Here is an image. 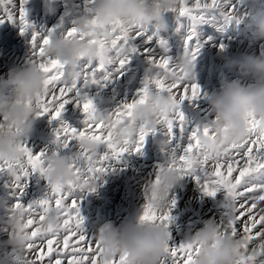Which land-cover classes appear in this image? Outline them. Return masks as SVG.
I'll use <instances>...</instances> for the list:
<instances>
[{
  "label": "snow or ice",
  "instance_id": "obj_1",
  "mask_svg": "<svg viewBox=\"0 0 264 264\" xmlns=\"http://www.w3.org/2000/svg\"><path fill=\"white\" fill-rule=\"evenodd\" d=\"M27 2L28 0H18L17 18L16 0H0V6H3L0 23L15 20L21 25L23 34V29L27 26L24 7ZM225 2L226 0H178L177 6L170 9L178 19L187 21L184 53L190 55L193 61L201 47L200 26L220 23L212 13ZM88 3L94 5L95 0H88ZM234 12V7L225 8L221 13L222 22L226 24L235 21L239 24L241 21L233 15ZM89 26L91 30L86 33L71 28L63 38L95 44L103 52L108 45L102 39H90L99 27L94 10L89 18ZM111 30L112 51L108 58L98 62L80 59L74 65L75 75L70 82L65 80V66L46 53L52 40L51 34L32 36V52L28 63L36 66L42 73L43 87L28 106L34 109L36 119L47 117L49 123L57 122L53 143L58 150L76 148V151L74 155L67 156L71 161L69 167L74 180L66 184L47 183L43 197L28 204L22 201L28 186L27 179L33 174L45 178L47 168L44 161L50 155L48 150L33 152L24 138L18 148L17 160L0 161V176L11 178V182L5 183L4 187L15 193L14 202L10 206L7 202H0V208L4 211L10 207L19 209L26 217L24 234L28 237V242L19 256L20 264H126V253H114L110 260L103 261L104 250L99 241L95 236L88 235L83 228V218L80 215L83 197L78 198L76 193H85L78 186L96 183L108 171L107 161L129 151L140 152L145 138L149 134L154 135L158 126L163 128L169 143L173 139L177 143L170 153L168 165L158 167L152 183L159 182L160 172L171 170L179 174V179L192 177L207 197H215L218 192L223 191L230 202L229 211L225 219L217 224L218 232L213 247L226 238L239 240L241 243L235 249V264H264V191L252 196L250 194L257 191V186L249 184V178L264 173V130L258 120L255 117L249 118L244 137L235 143L222 144L221 150L214 155L201 148L200 140L201 137L216 139L217 120L211 126L193 129L182 144L181 141L185 140V128L179 111L180 105L184 101L198 99L201 90L195 83L183 78L175 62L166 55L168 49L165 41L157 39L156 43L163 49L164 55L150 54L152 50L147 47L143 50L148 63L155 70L154 73L146 74L142 88L131 102L123 103L108 114L109 123L106 125L103 119H98L100 115L86 90L90 85L110 81L113 73L124 75L122 69L129 63L130 54L137 53L133 42L143 40L148 45L155 38V34L149 35L147 29L128 28L118 20L113 22ZM121 47L127 50L126 55L114 56L112 53ZM113 64L116 67L109 71ZM152 95L168 97L172 102V111L163 118L139 125L133 136L118 141L114 130L124 126L133 110L146 103L147 98ZM68 104H73L84 117L80 129L71 127L61 119ZM5 131L16 134L18 129L0 121V135ZM85 141L103 146L104 153L97 152L95 156H91L78 148V142ZM51 154L59 156L58 151ZM175 203V199H172L165 208L157 209L145 196L138 221L141 224H159L167 230L169 214ZM52 209L56 212V225L45 229L42 225ZM167 236L159 264H196L199 244L188 239L176 244L172 242L168 231ZM26 253L31 254L32 258H28Z\"/></svg>",
  "mask_w": 264,
  "mask_h": 264
},
{
  "label": "rangeland",
  "instance_id": "obj_2",
  "mask_svg": "<svg viewBox=\"0 0 264 264\" xmlns=\"http://www.w3.org/2000/svg\"><path fill=\"white\" fill-rule=\"evenodd\" d=\"M16 5L18 18V0ZM94 6L95 4H89L88 0H28L24 6L27 26L23 29V34L21 25L15 20L0 23V100L10 101L13 97V89L7 83L10 73L29 65L33 34L40 37L51 34V39L61 38L72 28L73 21L78 17L86 15L90 18ZM254 6L264 8V0H259L255 4L253 0H226L220 9L212 13L220 23L200 26L201 47L193 61L194 79L190 83H195L201 91L198 99L184 101L180 105L179 111L183 116L185 128V140L181 141L182 144L186 142L187 134L193 129L211 126L215 121L207 104L210 95L219 93L225 83L233 80L244 88L253 86L251 80L241 78L237 70L227 67L225 62L235 63L241 62L242 58L264 57V42L253 40L242 22L223 23L221 13L227 7H234L233 15L246 16L249 8ZM2 14L3 6H0V15ZM163 19L166 31H156L151 25L146 28L149 35L155 34L151 44L146 45L143 40L133 42L137 53L130 54L129 63L122 69L124 75L113 73L110 81L90 85L86 90L100 116L108 115L123 103L131 102L142 88L144 78L149 74L151 67L144 54V48L152 50L150 54L164 55L163 49L156 43L157 39H161L165 41L168 49L166 55L171 57L173 62L184 54L187 21L183 18L178 19L172 12L166 13ZM115 67L113 64L109 71ZM61 119L71 127L80 129L84 117L73 104H68ZM56 127L57 122L49 123L47 117L33 121L32 130L26 137L27 144L33 152L47 149L49 154L58 151L59 156L75 154L76 148L57 149L53 143V132ZM31 140L36 141L33 143L34 146ZM163 142L167 143V149L161 151L158 145ZM176 143V139L169 143L163 128L158 126L154 135L149 134L145 138L140 152L129 151L106 162L108 171L96 181L97 188L94 193H76L78 198L83 197L80 215L83 218V228L88 235L96 236L97 229L104 224L120 226L138 220L145 201L144 188L153 181L158 167L168 165L170 153ZM104 151L103 146L99 147V153L102 154ZM10 182V177L0 176V202H7L9 206L14 202L15 193L6 189L4 184ZM27 183L22 197L23 203L28 204L41 199L47 189L45 178L33 174L28 177ZM249 184L257 186V191L250 195H260L264 191V173L249 178ZM168 199L176 201L175 206L171 208L167 228L172 242L176 244L188 239L202 228L206 221L211 220L219 224L225 219L230 204L223 191L218 192L215 197L205 196L202 188L192 177L180 179L177 186L170 191ZM5 219L6 213L0 208V242L7 239ZM26 255L32 258L31 254ZM19 256L14 250L0 244V264H20Z\"/></svg>",
  "mask_w": 264,
  "mask_h": 264
},
{
  "label": "clouds",
  "instance_id": "obj_3",
  "mask_svg": "<svg viewBox=\"0 0 264 264\" xmlns=\"http://www.w3.org/2000/svg\"><path fill=\"white\" fill-rule=\"evenodd\" d=\"M258 2L259 0H253L254 4ZM177 4L178 0H95L94 15L99 27L90 39H102L108 47L101 52L95 44L61 37L51 40L46 53L65 66V80L70 82L75 75L74 65L80 59L98 62L108 58L112 51L111 26L114 21L118 20L128 28L146 29L151 25L154 30L164 32L166 25L163 17ZM237 18L244 24L253 40L264 42V8L251 7L246 16L240 15ZM72 28L80 33L90 31L89 17L86 15L78 17L73 21ZM126 51L121 47L112 54L123 57ZM225 63L227 67L235 68L241 78L251 80L253 86L244 88L233 80L225 83L219 93L207 98L209 110L218 121V126L215 128L216 139L201 137L200 145L205 152L213 155L221 150L222 144L235 143L243 138L248 129L246 121L251 117H255L264 130V57L242 58L241 62ZM175 65L186 81L194 79L193 60L190 55L185 53L180 55ZM154 71L150 67L149 74H153ZM7 83L13 89V97L10 101L0 100V121L6 126L18 129V132L9 134L5 131L0 135V161L13 162L19 158L20 143L29 135L36 119L34 109L28 104L42 90L43 75L36 66L29 64L27 67L12 71ZM171 111L172 102L168 97L149 96L146 103L138 105L133 110L124 126L114 130L117 140L130 138L139 125L163 118ZM98 119H103L106 125L109 123L108 115L98 116ZM158 147L164 151L167 149V143H160ZM78 148L91 156H95L99 150L96 143L88 141L78 142ZM44 163L47 168L45 176L47 183L66 184L74 180L69 158L50 154ZM179 180L177 172L164 170L159 173L157 184L151 182L145 186L144 195L155 208L163 209L169 202L170 191L177 186ZM78 188L85 193H94L97 186L92 182ZM5 213L4 227L7 239L0 244L20 255L28 242V237L24 234L26 217L22 211L11 207L6 209ZM55 225L56 212L52 209L42 227L47 229ZM217 232V224L209 220L188 237L189 241L200 245L196 264H235V249L241 241L226 238L213 247ZM95 237L104 250L103 261L110 260L114 253H126V264H159L168 238L167 230L163 226L141 224L138 220L120 226L101 225Z\"/></svg>",
  "mask_w": 264,
  "mask_h": 264
},
{
  "label": "bare ground",
  "instance_id": "obj_4",
  "mask_svg": "<svg viewBox=\"0 0 264 264\" xmlns=\"http://www.w3.org/2000/svg\"><path fill=\"white\" fill-rule=\"evenodd\" d=\"M263 2V1H262ZM263 4V3H262ZM248 7V6H247ZM236 14V13H235ZM183 20V19H182ZM36 22V21H35ZM39 22V21H38ZM47 32V31H46ZM28 142V141H27ZM34 142H36L35 140H31V144H33ZM30 144V145H31ZM33 146H34V144H33ZM40 151V150H39Z\"/></svg>",
  "mask_w": 264,
  "mask_h": 264
}]
</instances>
